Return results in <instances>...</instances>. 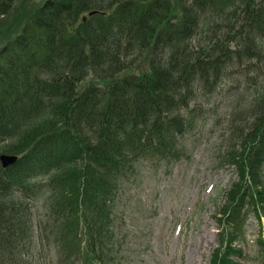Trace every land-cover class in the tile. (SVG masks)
Masks as SVG:
<instances>
[{"label":"trees","instance_id":"trees-1","mask_svg":"<svg viewBox=\"0 0 264 264\" xmlns=\"http://www.w3.org/2000/svg\"><path fill=\"white\" fill-rule=\"evenodd\" d=\"M14 2L0 35V144L21 143L7 145L17 162L0 167V256L9 230L11 246L23 237L18 224L2 229L13 189L59 171L47 200L54 221L64 220L60 264H111L120 185L137 156H179L174 144L189 129L183 112L196 90L264 47V0H0V16ZM91 10L99 12L80 21ZM263 107L242 150L228 154L241 176L211 264H239L248 208L264 215ZM43 233L42 246L51 245Z\"/></svg>","mask_w":264,"mask_h":264},{"label":"rangeland","instance_id":"rangeland-1","mask_svg":"<svg viewBox=\"0 0 264 264\" xmlns=\"http://www.w3.org/2000/svg\"><path fill=\"white\" fill-rule=\"evenodd\" d=\"M253 56L236 62L217 85L196 90L184 111L191 121L189 129L174 144L179 156L170 160L137 156L129 180L112 201L115 241L108 243L115 242V259L111 264H211L213 251L226 243L220 220L229 211V195L233 197V184L241 176L239 165L228 154L231 148L239 150L251 131L261 110L255 104H264V47ZM8 143L21 141L6 140L0 155H13L6 151ZM259 170L264 175V166ZM60 181L59 171H52L35 179L30 190L13 189L15 195L8 201L13 206L2 229L18 224L23 237L19 247L11 246L7 240L15 233L7 232L0 264L61 263L64 220L54 221V207L47 200L49 188H58ZM248 209L244 234L235 241L244 247L246 257L234 259L239 264H264V247L258 240L261 224ZM43 231L51 245L42 246Z\"/></svg>","mask_w":264,"mask_h":264},{"label":"water","instance_id":"water-1","mask_svg":"<svg viewBox=\"0 0 264 264\" xmlns=\"http://www.w3.org/2000/svg\"><path fill=\"white\" fill-rule=\"evenodd\" d=\"M93 14V13H91ZM2 160L4 162V165L7 166L8 164L13 163L16 160L15 156H7V155H3L2 156Z\"/></svg>","mask_w":264,"mask_h":264}]
</instances>
